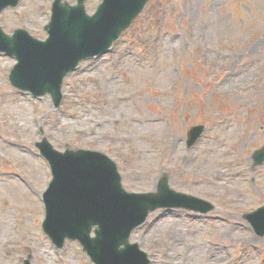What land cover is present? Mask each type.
Wrapping results in <instances>:
<instances>
[{
    "label": "rangeland",
    "instance_id": "1",
    "mask_svg": "<svg viewBox=\"0 0 264 264\" xmlns=\"http://www.w3.org/2000/svg\"><path fill=\"white\" fill-rule=\"evenodd\" d=\"M51 2L19 0L0 24L44 39ZM14 63L0 53V264H93L77 241L57 249L42 231V136L106 153L129 191H153L166 174L213 203L150 213L130 235L150 264H264V235L243 218L264 205V161L252 158L264 146V0H149L109 53L65 77L58 108L10 85ZM197 124L205 131L186 147Z\"/></svg>",
    "mask_w": 264,
    "mask_h": 264
},
{
    "label": "water",
    "instance_id": "2",
    "mask_svg": "<svg viewBox=\"0 0 264 264\" xmlns=\"http://www.w3.org/2000/svg\"><path fill=\"white\" fill-rule=\"evenodd\" d=\"M18 1L0 0V12ZM76 1L75 5L53 1L45 40L21 28L8 35L0 27V52L17 60L9 73L11 84L34 97L50 94L56 107L66 74L80 60L106 53L148 0H101L92 15L86 13L85 0ZM203 130V125L193 126L187 145L191 146ZM36 146L52 173L43 193V230L57 247L65 238L77 239L94 264H148L147 254L137 243H130L129 237L156 209L183 208L201 213L213 209L206 200L170 188L167 175L159 179L156 191L128 192L117 165L107 155L86 149L60 152L45 137ZM253 158L256 165L263 162L264 146ZM243 217L257 235H264V205Z\"/></svg>",
    "mask_w": 264,
    "mask_h": 264
},
{
    "label": "bare ground",
    "instance_id": "3",
    "mask_svg": "<svg viewBox=\"0 0 264 264\" xmlns=\"http://www.w3.org/2000/svg\"><path fill=\"white\" fill-rule=\"evenodd\" d=\"M228 78H229V77L227 76L226 80H227ZM263 85H264V82H263ZM174 148L176 149V147H174ZM201 177H202V178H205V177H206V172H205V171H203ZM253 198H255V197L253 196Z\"/></svg>",
    "mask_w": 264,
    "mask_h": 264
}]
</instances>
